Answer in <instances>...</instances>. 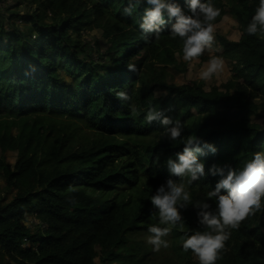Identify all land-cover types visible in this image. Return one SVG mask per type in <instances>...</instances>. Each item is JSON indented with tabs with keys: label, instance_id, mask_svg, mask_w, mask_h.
Instances as JSON below:
<instances>
[{
	"label": "trees",
	"instance_id": "obj_1",
	"mask_svg": "<svg viewBox=\"0 0 264 264\" xmlns=\"http://www.w3.org/2000/svg\"><path fill=\"white\" fill-rule=\"evenodd\" d=\"M18 1L36 6L11 14V31L0 13V264H160L165 250L170 264H199L183 240L208 229L189 211L182 210L183 229L172 226L169 247L153 251L149 227L167 225L150 200L167 179L181 182L167 160L190 136L216 148L197 153L205 176L188 185L193 202L200 195L212 211L207 193L222 178L212 166L226 175L264 152V38L246 33L259 0H211L220 9L213 25L229 8L241 34L231 40L216 32L213 50L222 51L199 58L231 67L229 79L209 89L202 80L167 81L168 66L186 71L177 57L183 41L171 34L174 19L159 35H145L144 3L126 15L128 0ZM173 2L191 14L187 0ZM96 28L109 44L99 58L82 42ZM150 109L181 122L180 140L147 122ZM7 152L16 153L13 165ZM30 215L39 224L28 225ZM225 248L216 264H264V209L232 230Z\"/></svg>",
	"mask_w": 264,
	"mask_h": 264
},
{
	"label": "clouds",
	"instance_id": "obj_2",
	"mask_svg": "<svg viewBox=\"0 0 264 264\" xmlns=\"http://www.w3.org/2000/svg\"><path fill=\"white\" fill-rule=\"evenodd\" d=\"M141 3L148 5L139 24L145 35H159L169 20H175L171 25V34L173 38L179 37L183 41L185 62L199 60L206 51H213L215 36L213 22L220 15V9L216 8L211 0L206 2L187 0L190 15L185 14L181 6L173 0H128L124 13L131 15L134 8ZM246 33L249 36L264 38V0H259V6L246 27ZM222 68L223 61L214 56L200 72V79L210 81ZM128 70L136 72L137 69L135 65L129 64ZM116 95L122 101L129 99L124 91ZM146 120L148 123L159 121L165 126V135L169 140H180L182 125L179 120L173 122L162 110L155 109L147 112ZM169 125L172 126L168 127ZM183 144V151L177 153V159L167 160L171 175L180 178L181 182L167 179L150 200L157 210L159 224L167 226H150L148 231L151 235L147 243L155 252H159L161 248H168L169 241L166 237L171 234L172 226L179 225L183 229L182 210L192 205L198 209L196 213L198 222L208 230L186 234L183 250L185 252L191 250L198 258L199 264H216L222 252L226 250L225 245L231 237L232 230H238L243 221L264 209V152H256L254 158L240 171L229 168L226 175L223 168L212 166L210 169L212 175L219 173L222 177L214 190L207 193V200L214 199L216 203V210L212 211L208 202L197 200L193 203L188 185L205 176L204 163L198 158L197 153H203L205 149L215 153L216 148L206 141L201 144L196 136H190ZM221 189L225 192L222 193ZM70 202L76 201L70 197Z\"/></svg>",
	"mask_w": 264,
	"mask_h": 264
},
{
	"label": "rangeland",
	"instance_id": "obj_3",
	"mask_svg": "<svg viewBox=\"0 0 264 264\" xmlns=\"http://www.w3.org/2000/svg\"><path fill=\"white\" fill-rule=\"evenodd\" d=\"M36 5H32L29 6L26 3H21L18 0H0V13L2 15V17H4V20L6 22V26L7 29L9 31L12 30V28L9 26L13 20L12 17H10L11 14L15 15H24V14H32L34 12ZM16 20V18H15ZM17 24H20L21 27H23L24 23L21 22L20 19L16 20ZM214 32L216 34V32L224 34L225 36H227L229 39L231 40H239L240 38V30H239V26L237 21L232 17L229 8H227V13L224 15L223 19L220 21L219 24H217L216 26H214ZM82 42L85 45H89L90 47V54H92V56L94 58H99L98 57V51H102L104 52L107 47H108V43L107 40L105 38H103L102 36V31L100 29H93V30H87L84 31L82 34ZM216 37L214 36V39ZM218 47H216L211 54H214L215 52L219 51L221 52L222 50ZM177 57L179 62L184 63L183 60V55L182 54H178L177 53ZM223 61V68L222 70L215 75L210 81H204L202 79H200V72L202 70H204L207 65L208 62H201V60H196V61H192L191 63L186 62L187 66H186V71L181 72L179 69H177V67L175 65H170L167 67L168 69V74H167V81L170 83H175V84H187V83H191L193 80H202L206 86L207 89H209V87L213 84H221L223 82H226L230 75H231V67L229 65V61L225 60L223 58H220ZM156 67H163V64L161 63H156L155 64ZM162 94V90H159V88L156 89V95H161ZM257 122H263V119L260 117H257L255 119ZM88 133V132H87ZM1 153V152H0ZM6 160L7 162L11 163L12 165L16 162V153L14 152H7L6 153ZM4 181L2 179H0V185H3ZM3 195V194H2ZM197 200H201L203 201V199L201 198L200 195L197 196ZM195 203V202H193ZM196 210V208H194L192 205H189V207L184 210V211H189V214L191 215L192 219H196L197 215L195 213H192ZM27 223L28 225H33V224H39L38 220L35 219L33 216H28L27 217ZM192 234V233H191ZM147 239V238H146ZM163 256L160 259V264H170L169 260L171 257L170 252L168 250H165L163 253H161ZM193 258L196 260L197 257L194 255V253H192ZM96 264H101L99 259H96Z\"/></svg>",
	"mask_w": 264,
	"mask_h": 264
}]
</instances>
